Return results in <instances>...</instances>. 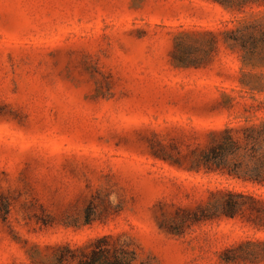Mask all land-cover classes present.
<instances>
[{"label": "rangeland", "instance_id": "374dc122", "mask_svg": "<svg viewBox=\"0 0 264 264\" xmlns=\"http://www.w3.org/2000/svg\"><path fill=\"white\" fill-rule=\"evenodd\" d=\"M263 29L264 0H0V264H85L103 237L132 264H264V61L177 46ZM228 126L256 137L239 179L147 157Z\"/></svg>", "mask_w": 264, "mask_h": 264}, {"label": "trees", "instance_id": "16d2710c", "mask_svg": "<svg viewBox=\"0 0 264 264\" xmlns=\"http://www.w3.org/2000/svg\"><path fill=\"white\" fill-rule=\"evenodd\" d=\"M209 33L211 38L208 41L201 42L199 46L186 45V43L181 42L177 45L178 49H181L184 53L195 54L196 57H193L192 60L198 64L205 63L216 54L220 43L223 47L227 44L233 52L239 53L237 55L242 63L245 62L255 66L264 61V29L258 35L251 33L241 34L239 32L238 36L235 35L230 40L221 34L218 36V33ZM244 77L245 74L241 73L236 79L243 83L242 79ZM252 128L240 129L228 126L223 129H213L208 134L200 133L199 135L203 141L199 142L197 140L193 147H190L191 139V143L186 144V147H180L182 144L174 142L170 146L173 152L170 151L169 146L152 147L147 157L162 165L167 164L176 170L199 169L200 166H203L206 174L216 173L220 177L239 179L238 166L234 164V159L237 158L241 150L250 147V150H252L250 152L252 153L256 149V137L252 134ZM256 162L262 164L260 157ZM192 166L198 168H192ZM258 175L259 172H256L254 175L247 176L245 180L260 183L257 178ZM232 195L233 192L228 191L227 195L225 194L223 197L222 213L226 218H232L235 215V211L240 208L234 200L232 201L234 199ZM92 244L89 254L87 253L83 256L86 258L85 264H132L133 262L132 252H129L113 238L103 237Z\"/></svg>", "mask_w": 264, "mask_h": 264}]
</instances>
